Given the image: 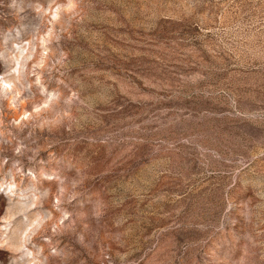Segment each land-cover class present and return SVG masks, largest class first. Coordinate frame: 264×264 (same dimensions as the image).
I'll list each match as a JSON object with an SVG mask.
<instances>
[{
    "label": "rangeland",
    "instance_id": "1",
    "mask_svg": "<svg viewBox=\"0 0 264 264\" xmlns=\"http://www.w3.org/2000/svg\"><path fill=\"white\" fill-rule=\"evenodd\" d=\"M0 264H264V0H0Z\"/></svg>",
    "mask_w": 264,
    "mask_h": 264
},
{
    "label": "bare ground",
    "instance_id": "2",
    "mask_svg": "<svg viewBox=\"0 0 264 264\" xmlns=\"http://www.w3.org/2000/svg\"><path fill=\"white\" fill-rule=\"evenodd\" d=\"M5 82H7V80Z\"/></svg>",
    "mask_w": 264,
    "mask_h": 264
}]
</instances>
